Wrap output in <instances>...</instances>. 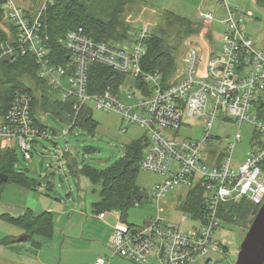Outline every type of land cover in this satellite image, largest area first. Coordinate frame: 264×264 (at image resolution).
I'll return each instance as SVG.
<instances>
[{
	"label": "built area",
	"instance_id": "built-area-1",
	"mask_svg": "<svg viewBox=\"0 0 264 264\" xmlns=\"http://www.w3.org/2000/svg\"><path fill=\"white\" fill-rule=\"evenodd\" d=\"M221 2L226 17L220 22L224 30L219 52L209 55L199 68L198 51L188 48L179 74L169 82L160 72L142 70L149 35L146 28L135 33L130 43L96 42L82 29L69 30L59 41L65 54V62L59 64L51 60V51L45 44L47 38L41 34L40 13L30 18L13 0H5L2 6L15 29V40L0 46L2 55L14 62L17 57L31 54L38 78L56 91L62 102L71 104V120L62 137L70 133L84 109L116 114L121 123L145 131L149 144L139 169L162 178L149 194L155 213L140 226L124 223L116 211L98 214L100 220L115 217L107 246L111 257L133 264H145L149 258L157 264H196L208 260L226 245L215 240V232L223 226L218 217L219 206L246 200L260 207L264 202V52L256 50L243 31L244 21L251 15L237 7L230 8L225 0ZM197 19L210 24L213 15L198 12ZM92 65L125 76L132 86L125 88L123 84L117 93L109 89L90 92ZM30 109L31 97L16 93L6 113L0 116V149L15 151L18 147L25 161L31 159L32 144L37 140L53 141V134L36 125ZM217 118L232 122L238 129L244 123L252 126L254 141L242 162L232 160L233 150L241 141L238 129L232 138H226L218 152L201 159L202 148L212 138L210 130ZM191 121L202 126V137L177 138L180 128H189ZM197 184L203 189L202 215L183 213L179 224L193 223L187 230L168 222L169 214L164 215L161 201L176 188L187 191ZM94 264H108V259L99 257Z\"/></svg>",
	"mask_w": 264,
	"mask_h": 264
},
{
	"label": "trees",
	"instance_id": "trees-1",
	"mask_svg": "<svg viewBox=\"0 0 264 264\" xmlns=\"http://www.w3.org/2000/svg\"><path fill=\"white\" fill-rule=\"evenodd\" d=\"M4 2L5 0H0V46H5L7 41L15 40V29L2 9ZM130 2L131 0H94L89 4L85 0H55L53 3L45 4L39 12V19L42 25L41 34L47 38L45 44L51 51V60L59 64L65 62V54L59 41L69 30L82 29L86 36L96 42L130 43L134 33L122 17L125 6ZM256 3L264 5V0H256ZM162 22H165L167 26H174L172 29H175L178 43L185 37L198 33L208 38L211 32L204 30L197 22L171 12L163 14ZM145 48L141 61L142 70L150 73L158 71L166 81L174 70L173 52L176 50V47L171 48L167 44L166 30L158 28L152 31L145 42ZM37 71V65L31 54L17 57L12 62L8 56L2 55L0 50V116L6 113L16 93H27L31 97L30 114L38 127L47 129V125L42 120L43 115H51L67 126L71 120V104L62 102L58 93L38 78ZM126 83L128 82L123 75L101 66H90L88 83L90 92L94 89L95 91L109 89L117 93L119 87ZM134 83L140 86L139 82L134 81ZM76 127L85 129L91 134L94 132L97 124L92 120L89 110L84 109L81 112L69 131ZM148 144L147 136L143 135L125 145L123 156L108 168L97 170L88 165H82L80 169H76V173L86 178L92 185L100 186L99 200L92 204L94 214L116 211L120 220L127 223L128 211L136 207L135 204L139 207L140 203L147 199L146 193L136 185V178ZM92 150L89 148L85 151ZM14 155L15 151L12 148L0 149V174L7 176L6 183L0 184V195L6 184L29 191L37 189L34 179L27 177L23 172L14 170ZM74 165L78 164L74 163ZM67 167L71 169L72 165L67 162ZM204 208L203 189L200 184L187 190L184 200L177 206L182 213L195 217L201 216ZM258 208L259 206L246 200L221 204L218 217L223 221L222 227H243L244 231H247ZM2 217L25 230L30 239L34 236L50 238L53 232L50 213L44 212L36 216L26 211L24 215L17 218ZM226 247H221L224 254L227 252Z\"/></svg>",
	"mask_w": 264,
	"mask_h": 264
},
{
	"label": "rangeland",
	"instance_id": "rangeland-1",
	"mask_svg": "<svg viewBox=\"0 0 264 264\" xmlns=\"http://www.w3.org/2000/svg\"><path fill=\"white\" fill-rule=\"evenodd\" d=\"M85 1L89 4L94 2V0ZM13 2L30 18H35L45 4L49 3L47 0H13ZM225 2L230 8L237 7L246 14H252L251 17L245 19L242 28L245 35L252 40L253 47L264 52V5L257 4L256 0H225ZM165 12H171L192 22H197L202 25L204 30L211 31L210 36L207 38L198 33L185 37L178 43L175 29H172L174 26H167L165 22H162ZM198 12L211 13L213 21L210 24L200 22L197 19ZM122 17L125 23L131 26L134 34L146 28L149 31V38L155 29L166 30L167 44L171 48L176 47L173 52L174 70L166 79V82H169L179 74L182 59L188 48L192 47L198 51L201 58L199 68L205 64L209 55L219 52L224 30L220 22L225 19L226 14L221 0H131L125 6ZM3 27L5 28V25ZM131 86V80H128L125 88ZM42 117L48 132L53 134V141L37 140L36 143H33L30 151L32 157L29 161L24 160L18 147L15 148L13 167L14 170L23 172L27 177L34 179L37 183V190L51 196L52 203L56 202V204L66 202L68 206L79 205L80 208L85 198L89 199V205L97 202L100 186L92 185L86 178L78 175L76 169H80L82 165H88L97 170H104L123 156L125 145L145 135V131L139 127L121 123L118 115L97 110L91 112L92 120L97 124L92 134L85 129L76 127L65 137H62L61 133L67 130V126L51 115ZM237 129L238 127L232 122H223L221 118H217L210 130L212 138L202 148L201 159L204 160L210 153L218 152L219 148L227 142L226 138H232ZM238 131L241 141L236 144L233 150L232 160L235 163L242 162L245 153L254 141L253 128L250 124H242ZM202 135V126L196 121H191L189 128L184 126L180 128L177 138L199 139ZM89 148L93 150L86 152L85 150ZM67 162L72 165L71 169L67 167ZM74 163L78 165L75 166ZM161 180V176L156 173L139 170L136 185L148 197L140 203L139 207L128 211L127 223L140 226L154 215L155 207L149 199V194ZM185 194V189L176 188L161 201L160 206L164 215L167 217L169 214L168 222L175 225L180 223L183 213L177 209V206L184 200ZM14 198L7 195L5 200L10 201ZM89 225L91 226V224H88V229ZM179 225L187 230L193 223L186 221ZM245 232L243 227H221L218 229L215 232V240L226 244L224 247L227 246V254L224 255L219 249V253L210 255L208 264H234ZM206 260V258L202 259L196 264H206ZM145 264L157 263L149 258Z\"/></svg>",
	"mask_w": 264,
	"mask_h": 264
},
{
	"label": "crops",
	"instance_id": "crops-1",
	"mask_svg": "<svg viewBox=\"0 0 264 264\" xmlns=\"http://www.w3.org/2000/svg\"><path fill=\"white\" fill-rule=\"evenodd\" d=\"M36 190L29 191L12 184L3 187L0 195V264H94L99 257L107 258L108 264H133L120 257H111L107 249L115 217L98 219L92 211L93 203L89 205L87 198L79 208V205L68 206L66 202L52 203L51 196ZM7 195L15 197L14 200L6 201ZM26 211L36 216L44 212L52 215L50 238L34 236L30 239L25 230L2 217L17 218ZM27 235L28 240L18 241Z\"/></svg>",
	"mask_w": 264,
	"mask_h": 264
},
{
	"label": "water",
	"instance_id": "water-1",
	"mask_svg": "<svg viewBox=\"0 0 264 264\" xmlns=\"http://www.w3.org/2000/svg\"><path fill=\"white\" fill-rule=\"evenodd\" d=\"M7 176L0 174V184L6 183ZM29 236L18 239L23 242ZM209 260L206 261V264ZM234 264H264V202L258 208L249 228L239 245Z\"/></svg>",
	"mask_w": 264,
	"mask_h": 264
},
{
	"label": "flooded vegetation",
	"instance_id": "flooded-vegetation-1",
	"mask_svg": "<svg viewBox=\"0 0 264 264\" xmlns=\"http://www.w3.org/2000/svg\"><path fill=\"white\" fill-rule=\"evenodd\" d=\"M227 253H225L224 255H226Z\"/></svg>",
	"mask_w": 264,
	"mask_h": 264
}]
</instances>
